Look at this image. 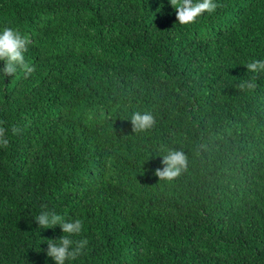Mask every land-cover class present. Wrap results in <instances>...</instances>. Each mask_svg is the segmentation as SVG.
Segmentation results:
<instances>
[{
	"label": "trees",
	"instance_id": "16d2710c",
	"mask_svg": "<svg viewBox=\"0 0 264 264\" xmlns=\"http://www.w3.org/2000/svg\"><path fill=\"white\" fill-rule=\"evenodd\" d=\"M215 2L181 26L169 0H0L36 68L0 72V264H55L43 211L83 221L66 264H264V74L239 87L264 0ZM135 112L155 126L133 132ZM170 149L188 166L169 182Z\"/></svg>",
	"mask_w": 264,
	"mask_h": 264
},
{
	"label": "clouds",
	"instance_id": "9594fccd",
	"mask_svg": "<svg viewBox=\"0 0 264 264\" xmlns=\"http://www.w3.org/2000/svg\"><path fill=\"white\" fill-rule=\"evenodd\" d=\"M170 5L176 11V20L181 26H190L197 22L204 13L212 14L219 5L215 0H169ZM32 43L30 38L22 35L18 29L4 27L0 30V61L4 63L0 72L4 76H14L18 70L22 71L25 78L32 75L36 68L25 60V53ZM247 72L252 74V79L242 82L239 87L242 90H253L256 88V77L264 74V59H251L246 62ZM133 132H144L152 129L156 124V119L150 112H135L131 116ZM5 122L0 120V148L7 149L10 146L9 128L5 127ZM12 136L19 135L21 129L10 126ZM163 169H157L154 173L156 177L164 181H173L187 170L188 157L182 150H168L163 156ZM40 228L51 229L59 226L63 236L59 240H47V256L55 264H66L75 261L84 254L88 247V239H74L83 230V221L79 218L66 220L64 216L55 212L43 211L34 217Z\"/></svg>",
	"mask_w": 264,
	"mask_h": 264
}]
</instances>
